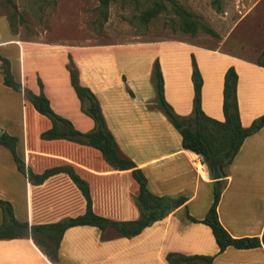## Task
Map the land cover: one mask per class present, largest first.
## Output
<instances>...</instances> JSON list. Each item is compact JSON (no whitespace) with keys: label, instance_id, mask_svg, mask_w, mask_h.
Returning <instances> with one entry per match:
<instances>
[{"label":"crops","instance_id":"crops-1","mask_svg":"<svg viewBox=\"0 0 264 264\" xmlns=\"http://www.w3.org/2000/svg\"><path fill=\"white\" fill-rule=\"evenodd\" d=\"M0 57L20 90L2 82L0 73V135L14 136L19 170L8 148L0 144V200L9 203L18 222L42 225L81 215L85 199L69 171L84 181L90 208L110 220H133L137 183L129 169H114L100 152L71 140L42 139L50 127L24 98L22 88L42 92L51 110L80 132L93 128L82 112L69 80L72 62L78 84L88 88L120 154L146 178L148 191L169 196L174 206L138 233L123 236L109 227L79 224L65 228L54 255L46 254L43 233L0 238V264H198L179 256H210L209 264H264V246H227L221 251L208 225L199 221L212 200L210 172L201 156L181 146L180 134L154 105L150 78L158 61L163 96L172 110L190 114L193 87L191 58L200 74L201 111L217 121L221 110L223 74L236 73V103L240 125L248 126L264 114V66L255 60L172 40L71 43L25 39L10 30L0 16ZM224 173L216 205L217 218L231 237L264 234V124L246 136ZM195 219L185 218L184 212ZM0 209V224L2 222Z\"/></svg>","mask_w":264,"mask_h":264},{"label":"trees","instance_id":"trees-1","mask_svg":"<svg viewBox=\"0 0 264 264\" xmlns=\"http://www.w3.org/2000/svg\"><path fill=\"white\" fill-rule=\"evenodd\" d=\"M99 1L101 4L107 2V0ZM156 11L147 12L145 19L153 16ZM255 62L258 65L264 66V49L260 52ZM66 66L69 72L70 84L80 101V108L82 112L93 120V128L87 132L78 131L72 126L70 121L51 110L42 92L34 94L22 88L24 98L31 103L39 114L46 116L51 123L50 127L42 131L39 137L42 139L63 138L91 146L100 152L103 160L112 168L129 169L132 178L137 183V192L133 195V201L138 210V217L133 220L116 221L94 214L90 208V197L86 183L72 171H69V175L85 199V210L81 215L63 218L53 223L31 225L28 227L26 222H18L12 217L8 202L0 200V209L3 216L0 224V238H11L16 235L26 234L27 230H29L30 237L36 243H39V240L35 237V232L40 231L45 237L42 242L45 245L44 251L47 255H54L62 231L69 226L89 224L100 229L109 227L120 235L131 236L138 233L145 226L162 218L174 206L173 198L169 196H157L148 191L146 178L143 173L134 166L130 159L118 151L112 135L105 126L94 95L88 88L78 84L76 68L72 62L69 61ZM191 66L193 97L190 114L186 116L176 114L164 99L162 77L157 60L153 61L150 75L155 91L154 105L162 111L171 125L178 131L183 148L199 154L206 163L218 160L222 166H226L232 160L243 139L264 124V114L253 119L246 127L240 125L236 103V73L234 68L229 66L223 74L221 104L223 120L217 121L206 116L200 109L199 90L201 79L193 57L191 58ZM0 73L4 85L14 90L21 89L20 84L13 79L9 71L8 62L3 57H0ZM15 141L16 138L14 136H9L5 133L0 135V144L8 148L17 168L23 170V163L15 153ZM220 190L221 180H214L211 183V203L204 216L199 220L210 227L218 250L221 251L227 246L235 248L264 246V234L261 237L234 238L222 227L216 213ZM184 216L188 220L195 221L186 211L184 212ZM178 260L209 264L211 257L197 255L179 256Z\"/></svg>","mask_w":264,"mask_h":264},{"label":"rangeland","instance_id":"rangeland-1","mask_svg":"<svg viewBox=\"0 0 264 264\" xmlns=\"http://www.w3.org/2000/svg\"><path fill=\"white\" fill-rule=\"evenodd\" d=\"M0 16L25 39H181L251 60L264 49V0H0Z\"/></svg>","mask_w":264,"mask_h":264},{"label":"water","instance_id":"water-1","mask_svg":"<svg viewBox=\"0 0 264 264\" xmlns=\"http://www.w3.org/2000/svg\"><path fill=\"white\" fill-rule=\"evenodd\" d=\"M209 168L210 176L212 180H217L223 177L224 173L221 168V164L218 160H212L207 163Z\"/></svg>","mask_w":264,"mask_h":264}]
</instances>
